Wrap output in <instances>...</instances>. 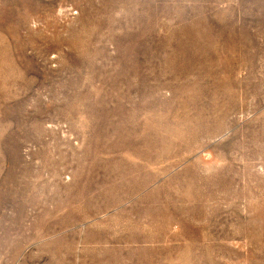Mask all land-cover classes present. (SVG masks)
Listing matches in <instances>:
<instances>
[{"label":"rangeland","instance_id":"obj_1","mask_svg":"<svg viewBox=\"0 0 264 264\" xmlns=\"http://www.w3.org/2000/svg\"><path fill=\"white\" fill-rule=\"evenodd\" d=\"M0 264H264V0H0Z\"/></svg>","mask_w":264,"mask_h":264}]
</instances>
